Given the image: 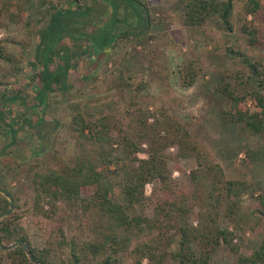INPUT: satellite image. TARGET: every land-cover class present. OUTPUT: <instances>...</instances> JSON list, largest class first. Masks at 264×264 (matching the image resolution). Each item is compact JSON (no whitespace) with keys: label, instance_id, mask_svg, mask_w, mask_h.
<instances>
[{"label":"rangeland","instance_id":"obj_1","mask_svg":"<svg viewBox=\"0 0 264 264\" xmlns=\"http://www.w3.org/2000/svg\"><path fill=\"white\" fill-rule=\"evenodd\" d=\"M66 1L22 0L14 6L15 22H7L0 29V40L4 51L14 55L17 60L12 64L0 58V101L16 93L21 86L26 94L34 92L31 77L38 68L34 59L35 34L47 24L50 2L62 6ZM138 1L135 5L140 8L137 10L139 14L143 16L147 8L152 18L148 29L143 25L142 28L137 26L134 4L128 6L120 1L114 5L105 4L102 0H79L81 4L92 5L90 19L96 24L93 30L98 25L111 26L114 18L126 20L119 21L122 30H142L138 36L129 35L119 39L114 48L106 47L105 54H97L94 45L89 44L83 36L69 37L72 63L69 77L75 82L74 93L71 96L64 92L50 93L42 111L39 107H25L18 100L5 103L4 118H0V200L2 197L9 199L8 211L14 210L21 215L17 223L28 235L31 244L39 248L49 247L50 256L55 260L63 257L68 249H58V230L62 229L67 239L74 237L78 243L92 241L96 233L94 228L99 223L98 212L82 214L77 202L59 199L55 203L56 212L49 217L44 216L33 209L35 186L32 179L37 173L49 172L58 164L72 163L77 155H88L95 164L103 165V156L112 150L115 157L120 159L115 161L119 165L118 170L110 177L120 182L126 179V169H130L133 157L147 156V138H140L142 133L150 137L154 135L151 124L155 119L166 121L165 115L179 121L191 138L207 150L209 158L220 165L224 179L245 181L252 185L253 195L247 192L239 198L232 196L229 205L226 204L227 209H231L228 206L236 207L235 203H238V209H232L233 213L229 216L222 214L219 217V225L234 233L233 243L239 245V250L235 253L222 243L211 256L210 264H234L240 254L249 255L264 234V132L252 135L242 124L223 118L220 111L227 108L230 100L214 86L227 81V75L235 71L233 62L237 54H231L228 47L246 53L251 60L261 58L264 63V0H258L259 7L253 15L245 12L247 0H234L230 18L232 32L217 16H211L199 27L184 26L180 0ZM37 3L44 5L38 6ZM158 17L162 19L157 21ZM246 19L258 28V42L254 45L246 43L241 31ZM116 29L120 28L117 26ZM81 51L86 53L87 63L93 61L98 70L90 83L76 81L87 65L80 57ZM93 54L98 56L93 57ZM190 63L196 70L195 80L191 85L184 86L180 69L183 71ZM141 84L143 86L138 87ZM73 101H77L79 107L93 117H108L112 126L110 133L115 139L122 141L123 136L127 135L137 145L141 141V149L146 150L123 159L121 157L126 154L121 144L101 145L77 137L70 122V114L76 106ZM245 106H251L250 100ZM39 118L41 122H38ZM88 118L92 122V117ZM144 119L147 122L142 124ZM10 121H13L14 128L22 125L12 144L7 125ZM180 150L173 145L163 151L171 170L170 185L175 189L188 184L185 191L192 193L194 185L190 175L197 168L196 159L191 155H180ZM114 166L111 164L109 169H115ZM205 181L199 179L196 197L204 191L200 184ZM159 185L158 181L145 184L146 198L134 205L135 213L153 215L157 197L163 194ZM114 195L121 198L120 188L115 190ZM197 201L200 207L188 202L193 207L188 217L192 225L198 224L204 203L201 199ZM224 204L222 202L219 206L220 212ZM42 205L44 209L48 208V204ZM0 206H4L3 203L0 202ZM125 232L131 235V247L148 238L147 231L140 230L138 226H132L131 230ZM15 243L9 240L4 241L3 245ZM88 255L92 258L89 252ZM99 259L92 258V264H97ZM117 259L118 264H135L127 252L118 253ZM140 264L147 262L143 260Z\"/></svg>","mask_w":264,"mask_h":264},{"label":"trees","instance_id":"obj_2","mask_svg":"<svg viewBox=\"0 0 264 264\" xmlns=\"http://www.w3.org/2000/svg\"><path fill=\"white\" fill-rule=\"evenodd\" d=\"M21 1L0 0V29L7 22H15L13 8ZM102 1L114 5L120 1L126 2L128 6L134 4L136 8L134 9L133 6L132 9L137 13H133L134 17L137 16V26L142 28L143 25L148 29L152 23L147 8L143 16L137 11L140 9L135 5L136 2H140L138 0ZM180 2L184 26L199 27L211 16H217L228 31H233L230 18L234 0H180ZM50 3L47 9V24L35 34L34 59L38 68L31 77L34 92L26 94L21 86L16 93L2 99L0 118H4V105L9 100H18L25 107H39L42 111L50 93L64 92L70 96L74 93L75 82L69 77L72 65L69 37L83 36L89 44L94 45L97 54H105L106 47L114 48L119 39L129 35L138 36L142 30L135 32L127 28L122 30L123 26L119 25V21L123 19L120 18H114L109 27L98 25L93 30L96 24L90 19V14L93 12L92 5L81 4L79 0H67L62 6ZM37 5L42 6L44 3ZM258 7V0H247L244 4L246 14H255ZM161 19L158 17L157 21ZM123 21L126 22L125 19ZM117 26L119 30L116 29ZM257 30V26L252 21L244 20L241 31L248 45L258 42ZM228 51L237 54V58L233 62L234 73L227 75L229 78L227 81L214 86L230 100L227 108L221 109L220 115L236 124H242L250 134L258 135L264 132V63L261 58L251 60L246 53L232 47H228ZM85 54L81 51L80 57L87 63ZM231 54H228L229 58H232ZM95 56L98 55L93 57ZM93 57L90 59L92 60ZM0 58L12 64L17 60L14 55L4 51L1 40ZM92 62L87 63L76 81L90 83L94 80L98 70ZM180 72H182L181 83L184 86L194 82L196 70L191 63L185 66L183 71L180 69ZM142 86L143 84L138 87ZM247 100H250L251 106H245ZM73 103L76 106L70 114V122L71 129L77 137L101 145L121 144L126 154L121 157L123 159L140 150H146L141 149V141L137 145L130 141L127 135L123 136L122 141L115 139L110 133L112 126L108 117H93L83 111L77 101ZM88 117H92V122ZM164 120L166 121L159 122L155 119L151 124V131L154 134L151 137L142 133L140 138H147V141L145 140L148 145L145 151L147 156L133 157L130 160V169L125 168L126 179L120 182L110 177L118 170L119 165L116 162L120 159L115 157L112 150L103 156V165L95 164L88 155H77L72 163L64 162L56 165L49 172L35 175L32 182L35 186L33 209L36 212L46 217L51 216L56 212L55 203L59 199L70 203L77 202L82 214L92 215L98 212L99 223L94 228L96 233L92 241L78 243L74 237L67 239L62 229L58 230L56 245L59 250L63 251L67 248L68 251L57 260L50 256L49 247L39 248L31 244L28 235L17 223L21 215L16 214L14 210L8 211L10 200L2 197L0 202L4 206H0V264H92V258L99 257L97 264H118L117 254L120 252H127L135 264H140L143 260H146L147 264H210L211 256L222 243L231 251L238 252L239 245L233 243L234 233L219 225V217L222 214L229 216L233 213L232 209H238V203H235L236 207L228 206L231 209H227L232 196L239 198L247 192L253 195L252 185L245 181L224 179L220 165L209 158L207 150L191 138L190 133L179 121L171 120L165 115ZM38 122H41V118ZM146 122L147 120L144 119L142 124ZM7 125L10 128V144H12L22 125L14 128L13 121ZM173 145L181 149L180 155H191L196 159L197 168L190 175L194 185L192 193L185 191L188 184L175 189L170 185L171 170L167 166L163 151L167 146ZM111 164L115 165V169H109ZM200 178L206 180L200 184L204 191L196 197ZM154 181L160 183L159 189L163 194L157 197L153 215L135 213L134 205L146 198L145 184ZM119 188L121 198H116L115 190ZM200 199L204 202L201 205L202 211L198 216V224L192 225L188 217L193 207L188 205V202L200 207L197 201ZM222 202L225 204L220 212L219 206ZM45 203L48 204L47 209L43 208L42 204ZM132 226L146 230L148 238L138 241L131 247V235L128 232L126 234L125 231L131 230ZM115 228L118 230L116 231ZM9 240H14L17 244L3 248V242ZM27 250L35 262L27 255ZM87 251L92 258L88 257ZM234 264H264V234L259 245L249 255L240 254Z\"/></svg>","mask_w":264,"mask_h":264},{"label":"water","instance_id":"obj_3","mask_svg":"<svg viewBox=\"0 0 264 264\" xmlns=\"http://www.w3.org/2000/svg\"><path fill=\"white\" fill-rule=\"evenodd\" d=\"M110 48H108V49H106V50H109ZM11 206H12V203H11ZM17 243H15V244H10V245H2V247L3 248H10V247H12V246H14V245H16ZM27 255L30 257V259H32V261H34L35 262V260H34V258L32 257V255L29 253V251L27 250Z\"/></svg>","mask_w":264,"mask_h":264}]
</instances>
